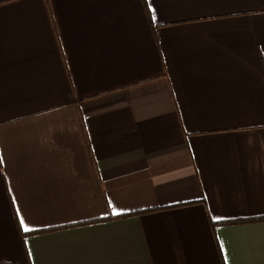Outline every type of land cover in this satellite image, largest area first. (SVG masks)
I'll return each mask as SVG.
<instances>
[{"label":"crops","instance_id":"1","mask_svg":"<svg viewBox=\"0 0 264 264\" xmlns=\"http://www.w3.org/2000/svg\"><path fill=\"white\" fill-rule=\"evenodd\" d=\"M0 264H264V0H0Z\"/></svg>","mask_w":264,"mask_h":264},{"label":"trees","instance_id":"2","mask_svg":"<svg viewBox=\"0 0 264 264\" xmlns=\"http://www.w3.org/2000/svg\"><path fill=\"white\" fill-rule=\"evenodd\" d=\"M23 235H24V233L23 232H21Z\"/></svg>","mask_w":264,"mask_h":264}]
</instances>
